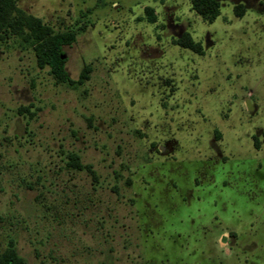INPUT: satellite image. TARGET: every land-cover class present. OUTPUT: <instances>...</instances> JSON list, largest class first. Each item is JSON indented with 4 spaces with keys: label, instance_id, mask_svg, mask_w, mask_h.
Masks as SVG:
<instances>
[{
    "label": "rangeland",
    "instance_id": "obj_1",
    "mask_svg": "<svg viewBox=\"0 0 264 264\" xmlns=\"http://www.w3.org/2000/svg\"><path fill=\"white\" fill-rule=\"evenodd\" d=\"M216 1L209 23L192 0H11L24 29L0 39V251L264 264V0ZM30 19L74 38L71 83L39 67Z\"/></svg>",
    "mask_w": 264,
    "mask_h": 264
},
{
    "label": "trees",
    "instance_id": "obj_2",
    "mask_svg": "<svg viewBox=\"0 0 264 264\" xmlns=\"http://www.w3.org/2000/svg\"><path fill=\"white\" fill-rule=\"evenodd\" d=\"M10 3L11 0H0V39H2L5 26L10 27L14 34H23L24 23L19 24L9 20ZM192 6L209 23L214 22L220 15V4L216 0H192ZM147 11L150 21L154 22L153 11ZM238 15L241 16V14ZM27 24L30 28L29 37L32 39L39 67L49 66L59 83H71L65 68L66 59L63 58L65 56L63 48L65 45L72 44L74 38L68 35H54L50 28L37 19L27 20ZM186 39L184 47L198 53L201 52L198 44H195L189 37ZM83 78L87 79V76L84 74ZM0 264H26V261L19 255L14 243H11L4 251H0Z\"/></svg>",
    "mask_w": 264,
    "mask_h": 264
},
{
    "label": "water",
    "instance_id": "obj_3",
    "mask_svg": "<svg viewBox=\"0 0 264 264\" xmlns=\"http://www.w3.org/2000/svg\"><path fill=\"white\" fill-rule=\"evenodd\" d=\"M63 58H65V56Z\"/></svg>",
    "mask_w": 264,
    "mask_h": 264
}]
</instances>
